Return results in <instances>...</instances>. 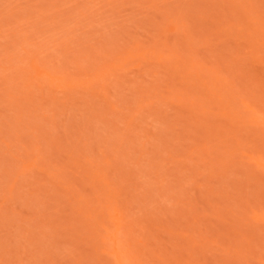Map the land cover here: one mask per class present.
<instances>
[{"label":"rangeland","instance_id":"rangeland-1","mask_svg":"<svg viewBox=\"0 0 264 264\" xmlns=\"http://www.w3.org/2000/svg\"><path fill=\"white\" fill-rule=\"evenodd\" d=\"M0 264H264V0H0Z\"/></svg>","mask_w":264,"mask_h":264}]
</instances>
